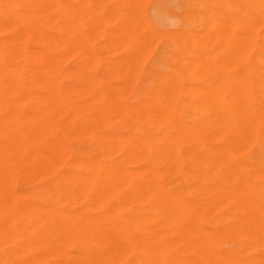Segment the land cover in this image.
<instances>
[{
    "label": "bare ground",
    "instance_id": "1",
    "mask_svg": "<svg viewBox=\"0 0 264 264\" xmlns=\"http://www.w3.org/2000/svg\"><path fill=\"white\" fill-rule=\"evenodd\" d=\"M122 2H125L122 5L132 3L128 7L135 9L124 15L132 30L143 24L150 26V23L147 25L144 22L148 21L147 18H142L144 15L139 17L137 13L146 12L145 5L140 4L142 0H137L139 4L135 0ZM99 4L100 0H0V264H264V253L250 255L264 247V197L249 192L250 189L247 190L243 184L232 189L227 185L211 184V189L214 188L207 192L209 206L212 207L215 201L222 203L233 214L228 219L229 225L235 222L246 227L243 230L229 227L226 231L245 235L250 240L247 253L216 254L217 251L210 247L214 235L196 218L198 210L195 203L202 201H196L197 196L186 199L182 194L164 190L163 184L155 186L153 183V188L147 185L149 179L156 177L159 162L166 161L171 168H179L186 146L197 148L193 159L195 167L204 161L207 165L218 163L233 169L234 150L243 138L255 133L259 123H263L264 66L259 72L258 94L254 96L253 80L246 76L237 79L232 71L222 70L221 66L220 70L216 66L217 70L209 54L194 51L193 43L200 42L198 38L195 40V33L192 35L180 30L177 39L178 32L170 30L177 32L172 38L177 39L175 52H189L192 61L186 65L206 69L207 76L211 73V79L208 77L200 90H197L199 86L194 90L178 78H168V88L156 91L145 102V110L132 111L130 105L126 106L123 102L122 95L125 93L121 95L119 85H105L102 76L98 75L101 48L95 39L100 35L91 37L86 29L91 25L90 21L94 25L96 23L95 26L102 23V29H108L110 19L108 16L109 21L104 19L107 23L103 22L105 16L99 19ZM116 11V15H120L118 7ZM124 11L128 13L131 10L124 8ZM214 12L200 15L203 25L200 30L204 26L206 29L199 30L197 35L202 38L201 49L214 43L218 54L225 52L241 59L255 52L258 59H264V0H243L239 12L227 6ZM113 14L115 17V12ZM216 14L218 17H213ZM111 17L115 22L116 17ZM119 29L121 33L118 35L112 30L116 34L110 36L114 45L110 49L114 50L115 45L116 51L118 47L125 48V43L132 53L126 58L125 52L124 58L116 59L114 68H110L109 64L110 72L107 69L105 80L108 75L114 77L110 75L120 74L121 65H125L123 73L138 72L144 61L138 60L139 56L135 57L139 53L137 50L145 49L144 56L146 50L151 52L153 47L150 46V49L144 45L151 44L150 40L159 33L152 31L155 28L135 34L134 31ZM99 32H102L101 28ZM151 32L157 33L156 37ZM144 37L149 44L137 47L139 44L135 42L142 39L146 42ZM156 39L152 41L158 42L159 38ZM108 46L106 49H109ZM208 46L202 50L208 51ZM213 47L212 44V50ZM105 51L109 54L112 50ZM69 55L78 58L71 68L66 64ZM137 61H140L138 65L143 64L139 67ZM209 62L217 73L216 77L219 72V79L214 71L210 72L213 67L209 69ZM135 65L139 68H134ZM248 66L245 63L243 68ZM122 71L120 76L124 75ZM129 78L130 75L128 81ZM62 79L66 82L64 86ZM249 85L252 87L249 88ZM182 94L187 97L182 111L187 114L194 111L198 116L205 114L207 117L204 118L208 121L200 123L201 117L191 125L165 107L166 99L172 108L178 107V97ZM230 94L232 96L228 98ZM194 98L200 99L201 104L195 105L192 102ZM132 114L137 116V120L149 118L156 128L154 132L145 137L134 135L136 137L130 138L110 133L108 126L116 120V115L130 122ZM73 135L95 138L97 145L68 164L66 160L70 151L66 144L68 137ZM126 143L131 145V153L126 160H116L115 155L127 150ZM206 154L210 155L208 159L203 158ZM19 176L29 182L44 177L48 181L33 188L30 194L33 201L28 202L17 191L15 182ZM210 177L208 172L204 173V179ZM249 179L253 180L254 176L244 175L245 181ZM141 203L152 204L149 208L151 216L146 207L140 206ZM142 232L145 237L141 236ZM172 234L176 235L174 241L168 238ZM76 244V251L70 253L69 248ZM138 245L139 256L146 258L144 262L134 255ZM180 251L192 257L180 259L177 256Z\"/></svg>",
    "mask_w": 264,
    "mask_h": 264
},
{
    "label": "rangeland",
    "instance_id": "2",
    "mask_svg": "<svg viewBox=\"0 0 264 264\" xmlns=\"http://www.w3.org/2000/svg\"><path fill=\"white\" fill-rule=\"evenodd\" d=\"M119 1L120 0H117V1L116 0H113V1L112 0H100V4H99V6H100V16L99 17L100 18L99 19L101 20V16L102 17L105 16V17H103V22H105V23H107V21H109V19H110V23H108V25H107L108 29H106L104 27L105 29L103 30L102 29L103 26L101 25L102 23H100V21H99L100 24H98L97 26H95L96 23L94 25V23H92L91 21H90L91 25L87 24V20L90 19V18H88L86 20V24L88 26L89 25L90 26L88 27L86 25L88 27V29H86V30H88L87 31L88 33H91L90 34L91 37L92 36L93 37H97L99 35L101 36V33H102V36L101 37L99 36L100 38L98 37L97 39H95V40H97L96 44L100 43V45L99 44H97V45H99L100 48H101V51H103L102 53L100 51V55H101L100 56V62H99L100 65L98 66V69H97L98 75L102 76L103 82H104L105 85H119L120 90H121L120 91L121 95H122V93H125V95L124 94L122 95L123 102H126L125 103L126 106L130 105L129 107L131 108V110L135 111L137 109L145 110L146 107H147L145 102L147 100H149L152 97V95L156 93V91L162 90L164 88H168L169 80L171 78H174V77L178 78L182 82V84H184L185 86L187 85L188 87L190 86L192 89L194 87L197 88L199 86L197 88V90H198L200 88V86L204 85V82L206 80H208V77L209 76L211 77V73H210V75L207 76L206 69L205 70H201V68H199L198 65H196V67L187 66L186 64L190 63L192 61V60H190L192 58V56L190 55L189 52H186V53H176L175 52V49L177 47L176 44H177L178 35L181 34L180 30H183L182 32H184V30H185L186 33H190V34L192 33V35L195 33L196 36L193 35L194 37H196L195 40L198 38V39H200V42H201L202 41L201 36H197V35H199L200 31H203L205 29V26H204V29L202 28V30H200L201 27L203 26V25H201L202 24V22H201L202 21V19H201L202 16H200V15L205 14V12H207V14H208L209 12H214L215 11L214 13H216V10L219 9L220 7H223V6H227V8L233 9V10H236V12H239L240 3L243 0H145L146 2L142 0V2H140V4L142 3L143 5H145L144 7L146 8V12L145 11H142V13H139L137 11L136 12L139 14V17H142L141 15H144L142 18L145 17V18H147L146 20H148L146 22L144 20L145 19L144 18L143 19L144 22L146 24L150 23V26L148 24H147L148 26L146 25L147 27H145L144 24L143 25H139V26L137 25L138 27L134 28L133 30L131 29L132 26L127 24L128 19H125V17L127 16L126 14H130L131 12H134L135 9L134 10L133 9H129L130 7H128V6H132V5H130L132 3H130V4L126 3L127 6L123 4L125 9L131 10L130 12L125 13L124 8L122 7L123 5L121 4V3H125V2H122V0H121V2L118 3L119 6L118 5H114L115 2H119ZM135 1H136L135 3L139 4L137 2V0H135ZM143 2H145L146 4H144ZM213 5L215 7H213ZM113 6L116 7V8H114ZM112 7H113V10H115V9L117 10V7H118V14H120V15H116L117 11L116 10L113 11ZM119 7L122 8L123 12L119 11V9H120ZM133 7H134V5H133ZM133 7H131V8H133ZM145 8L144 9L142 8V9L145 10ZM106 9L108 10L109 13L106 11ZM139 9L141 11V7ZM207 9H208V11H207ZM136 10H138V9H136ZM112 12L113 13L115 12L116 19H115L114 14ZM143 12H145V13H143ZM196 13H198V14H196ZM104 14H106V15H104ZM124 15H126V16H124ZM107 16H108L109 19L106 18ZM111 16H113V18L115 19L114 20L115 22H113V19H112ZM122 17H123V19H122ZM213 17H218V14L213 15ZM105 18L107 19V21H105L106 20ZM119 18H121V19H119ZM127 18H129V17H127ZM120 20H123L124 22L120 21ZM140 21H142V20L140 19ZM191 21L192 22L194 21L193 22L194 24ZM88 22H89V20H88ZM122 22L123 23L126 22L125 23L126 27H125V25H123ZM105 23L103 25H105ZM116 23L119 24V25L116 26ZM91 26L92 27L94 26L93 27L94 30L91 29L92 28ZM129 26H130V28H129ZM96 27L99 28V30L101 28L102 32H99V30L97 31ZM153 27L155 28V30H152V31H157V33L159 32L158 34L161 35V36L159 37V35L156 32L155 33L157 35L151 32L152 36L154 34L153 37L157 36L156 37L157 39L151 37V35H150V37H151L150 39L153 38V39L158 40V38H159L158 42L155 41V40L152 41L153 40L152 39V40H150L151 44H149V42H148L149 40H146L145 37H144V39L146 40V42L143 39L140 40L143 43L140 42V41H136L135 42L136 45H137V43L139 44L137 47H139V46L142 47V44L148 43L149 45L148 46L144 45V47L152 46L154 48V49L153 48L151 49V47H150V49L152 50L151 51L152 53L150 52V50H149V52L146 50V52L148 53V54L146 53V55L150 54L149 57H147V58H146V55L144 56V53H143L145 51V49L143 50V48H142V50H141V48H139L140 50H137V53L139 52L140 54L139 53L136 54L135 57L139 56L140 58L138 57L137 59L138 60H142L141 62L144 61V65H143L142 68L140 66L143 63L138 65V63L140 61H137V65L140 67L141 70L138 69V72H136V70H133V71L129 72V74H128V72L123 73V71H125V70H123L125 65H121V67L119 68V69H121L120 70V74L117 73V74H111L110 75V76L114 75V77H109V75H108V78H106V80H105L104 77L105 76L107 77V74H108L107 69L109 68V64H111L110 68H112V67L114 68L115 63H117L116 59L121 60V57H123L125 54H126L125 57L126 56L129 57L130 53H132V51H130L131 50L130 47L128 48L129 45L127 46V44H125V43H123V44L126 45L127 47L126 46H125V48L122 47V49L120 47L121 50L118 47L117 48L118 52L115 50L116 49V45H115V49L114 50L110 49V48H114V45H112L113 43H111V38H110V36L112 37V36H114L116 34V33L114 34L113 31H116L117 35H118V33L119 34L121 33L120 31H118V29L120 28L119 30L123 29L122 30L123 32H127V30H130L132 32L134 31V34H135V33H138V31L139 32H141V31L147 32L148 29H150V30L154 29ZM89 29H90L91 32L89 31ZM135 29H137V31H135ZM173 29H174V31L178 32L177 36L173 34V33H177V32L173 31V33H172V31H170V30H173ZM239 30L240 29L237 28L238 32H239ZM111 31L113 33H111ZM161 31H162V33H160ZM92 32H93L94 35H92ZM171 33L173 35L172 37H171ZM148 35L149 34H147V37H148ZM174 36H176L177 39H172ZM160 38H162V39H160ZM98 39H99V41H98ZM107 39L109 41H107ZM105 41H107V43H109V45L111 44L113 47L111 45H110L111 47H109L107 43H104ZM198 41H195L193 43L194 44L193 45V49H194V51L196 53H197L196 50H200V52H203V55L209 54L211 56V58L215 61V62L214 61L213 62L215 63V68L216 69H217L216 66H218V69L221 66L222 70H224L223 68H225V69H227L229 71H232V73H234L237 76V79H240V76H243V77L246 76L248 79L253 80V87L255 88L254 96H257V94H258L257 93V86H258V84L260 82L259 72L261 71V69L264 66V64L262 62V61H264V59H258L257 53H255V52L250 54L248 57H245L246 59L245 58L239 59L240 57H237V59H235L236 57L233 58V57H231L232 56L231 54H228V53H225V52H223L222 54L221 53L218 54L217 50L215 49V44L214 43H210L211 44V45L209 44L210 46L205 45V46H208L207 50L210 51V52L206 51V49H205V51H203L202 49L205 48V46L203 45L204 47H202V49H201V45L202 44L200 42L198 43ZM204 41H205V39H204ZM104 44H107L106 46H108L109 49H106V46H104ZM120 44H122V43H120ZM120 44H118L117 46H120ZM123 44H122V46H124ZM212 44L214 45V47H213L214 50H212V48H211ZM136 45L134 44L135 47H136ZM135 47H134V49H135ZM137 47H136V49H137ZM123 48L125 49V51L123 50ZM209 48H211V49H209ZM126 49H128L129 52H127ZM147 49H149V48H147ZM105 50H112V51H110L109 54H108L107 53L108 51H105ZM211 52H213V53H211ZM216 52H217V55H215ZM141 53H143V56L141 55ZM176 54H177V56H176ZM173 55H175V56H173ZM178 55H179V57H181L180 59H182V61L179 59ZM203 55H201V56L203 57ZM229 56H230V58H229ZM68 57H67V63H66L67 66L70 67V68L74 67V65L78 62V58L75 57V56H72V57L70 56L69 58ZM143 57L146 58V59H144ZM170 57H171V60H170ZM172 57H175V58L178 57V58L177 59H175V58L172 59ZM108 59L109 60L111 59V60L109 62H106V61H108ZM101 60H102V62L104 60V62L102 63ZM176 60H179V61H176ZM229 60H230V62H229ZM209 63L211 65V62H209ZM227 63H229V64H227ZM245 63L249 64L248 68H246V69L243 68V65ZM106 65H108V66H106ZM137 65H135L134 68H136ZM101 66H102V68H101ZM103 66H105L107 68H104ZM99 67H100V69H99ZM208 67L210 69V67H213V66L211 65V66H208ZM182 69H184V70H182ZM152 70L154 72H152ZM121 71H122V74H124L123 75L124 77L120 76L121 75ZM200 71H201L202 75L201 74L199 75ZM212 71H214L213 73L215 74V77H216L217 73L214 70V67L212 68V70L210 72H212ZM109 72H110V70H109ZM101 73H104V74H101ZM135 73L137 75H139V78L136 75V77L138 79H136V77L134 76ZM125 75H128V77H129V75L131 76V78H129V81H128V77H126ZM133 76L135 77L134 79H133ZM197 76H203V77H197ZM125 77H126V79H125ZM210 77H209V79H211ZM168 78H169V80H168ZM216 78L217 79L220 78L219 72H218V77H216ZM216 78H214V79H216ZM126 80H127V82H126ZM200 80L203 83L200 82ZM130 82L132 83V85L130 84ZM61 84H62V86H64L66 84L64 79L61 80ZM121 85H122V87H121ZM128 85H130V87ZM250 87H252V85H249V88ZM194 90H196V89L194 88ZM231 96L232 95L230 94L228 96V98H231ZM186 99H187V97H185V94H182V95H180L178 97V107L172 108L171 105L168 104L169 103L168 99L165 100V104L164 105H166L165 107H167V109L170 110L173 114H175L180 119H182L183 121H185V122H187V123H189L191 125L193 124L195 119H201V117H203V119L200 120V123H201L202 120L205 123V121L207 119H205L204 117L205 116L207 117V115H205V114L203 115L202 114L201 116H198V115L195 114L194 111H190L188 114L184 113L182 111L183 104H185L184 102H185ZM193 100H192V102H194L195 105H200L201 102H202L200 99H199V101H200L199 102L197 98H194ZM197 102H199V103H197ZM140 104H142V105L140 106ZM212 114H214V112ZM136 117L137 116L135 114H132L130 122H125L123 119H121L122 118L121 116H119V115L117 116L116 115V120L113 121L108 126V130H110V133H112V134H114L116 136L119 135V137H123V138H130V137H136V136L137 137H145V136H148L149 134H151L152 132H154V130L156 128H154V126L151 124L149 118L143 117L141 120H137ZM211 119H212V117L210 118V120ZM262 119H263L262 120L263 123H259V125L256 128L255 133L252 136H248V138L247 137L243 138L244 140L242 139L240 141L239 145L237 146V148L234 150V152L232 154V160L234 159L233 161L236 163V165L238 163V165L236 166L235 163H234L233 164V169L228 168V167L219 166L218 163H214L212 165H207L204 161L200 165L195 167V165L193 164V159H194V157L196 155L197 148L186 146L185 147V152H184L183 157H182L181 166L179 168L173 169V168H171L169 166V164L166 161H161L162 163L159 162V164L157 165V168H156V171H157L156 177H153L152 179H149L148 180L149 182H147V185H149L152 188L155 187L157 185V183L159 185L163 184L162 187H164L163 188L164 190H167V191L171 190L170 192L182 194L186 199L187 198L193 199L194 196L195 197L197 196V200L196 201H198V202L202 201L201 203H203V204H201L200 202H199L200 204L199 203L197 204V202L195 203V208L198 210V212L196 214V218L198 219L199 223L206 230L209 229L208 231H211L212 235H214L213 236V242L210 243V247H211V249H215L217 251V253H216V251L214 250V252L216 254H218V253L225 254L227 252L228 253H233L234 252L236 254H243V253H247L248 252L247 248H248V246L250 244V240H249V238L247 236L241 235V234H239V236H238V234H233L232 232L226 231L227 228H229V227H232V229L234 228V229H240V230H243L246 227H244L242 224L235 223V222H234V224H232V226H230L228 219H229V217L233 216V214L229 211L228 207L222 206V203L220 204V202H218V201H215L214 202L215 204L214 203L211 204L212 207L209 206V201H208L209 197L207 195L208 194L207 192H209L210 190H212L214 188V187H212V189H211V184H214L215 186H217L218 184H222L223 186L227 185L226 187H230L231 189L235 188L236 186H238L240 184L241 185L243 184V185H245L247 190L250 189V190H248L249 192H252L254 194L256 193L258 195H261V197H264V191H263L264 190L263 189L264 188V186H263L264 185V172H263V170H264L263 169L264 168V126H262V125H264V115L262 116ZM150 125H152V126H150ZM202 133H204V132L202 131ZM134 135H136V136H134ZM96 145H97V140L95 138H91V137L83 138V137H79V136H77V137L75 136L74 137V135L68 137L66 146H67V149H69L68 151H70L69 152L70 154L67 157L66 162L68 164L72 163L73 161H75L77 159V157L79 155L83 154L86 150L94 148ZM68 146H69V148H68ZM125 146H126L127 150H125L124 152H122L120 154L115 155V159L116 160L121 161V160H126V158H128L129 154L132 151V149H131L132 147L128 143H126ZM242 148L244 149L243 151H241ZM209 157H210V155L206 154V155H204L203 158L208 159ZM239 163H240V165H239ZM244 164H245V166H244ZM240 166H241V168H240ZM242 169H243V171H242ZM260 171H262L261 174H258V173H260ZM205 172H208L211 177L208 178V179H204V173ZM198 174L200 176H198ZM243 174L245 176L247 175L248 177L249 176L250 177L254 176V179L253 180L249 179V180L245 181ZM21 179H22V181H21ZM46 179L47 178L44 177V178H40V179H37L35 181L29 182V181H26L23 176H19L18 179L16 180L15 184H16L17 191H19L20 194L25 196L26 198L25 197L24 198L28 202L29 201L32 202L33 200H32V198L30 196L31 191L33 190V188L37 184H45L48 181V180L45 181ZM150 180H152V181H150ZM155 181H156V183H155ZM174 181H176V182H174ZM150 182H151V184H150ZM160 182H161V184H160ZM23 183L24 184L26 183V184L24 185ZM153 183H154L155 186L152 185ZM206 184H208L209 186L206 185ZM214 185H212V186H214ZM258 185H260L261 187H259ZM232 186H234V187H232ZM165 188H167V189H165ZM192 188H193V190H192ZM23 193H25V194H23ZM198 196L199 197L202 196L203 198L201 199ZM203 200H204V202H203ZM257 200L260 201L259 198ZM216 202H218V203H216ZM150 205L152 207V204H149V203H145V204L143 203L142 204L141 203L140 206L141 207H146L147 210H148V212H147L148 215L151 216L152 214H151V212H149V208L151 209ZM198 205H199V207H198ZM213 205H215V206L213 207ZM203 206H205L206 209ZM211 208H212V210H211ZM210 210L212 212H209ZM219 217H221V218H219ZM238 217L243 218L242 215H238ZM237 224H239L238 225L239 227L237 226ZM141 234H142L141 236H143V234H145V233L142 232ZM143 237H145V236H143ZM168 238L170 240L174 241L176 239V235L172 234ZM77 246H78V244L73 245L72 247L69 248L68 251L70 253H74L76 251V249H77ZM139 248H140V246L138 245L137 248L134 251V255L139 261L144 262L146 260V258L139 256V250H140ZM180 252L177 255L179 258L180 257H182V258H185V257H187V258L190 257L191 258L192 257L191 254H185L183 252H181V253ZM261 253H264V247H260L259 251H257L256 253L251 252L250 255H257V254L259 255Z\"/></svg>",
    "mask_w": 264,
    "mask_h": 264
}]
</instances>
